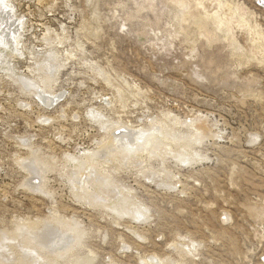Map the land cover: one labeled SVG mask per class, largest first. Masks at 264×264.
<instances>
[{"label":"rangeland","instance_id":"rangeland-1","mask_svg":"<svg viewBox=\"0 0 264 264\" xmlns=\"http://www.w3.org/2000/svg\"><path fill=\"white\" fill-rule=\"evenodd\" d=\"M3 4L0 264H264V0Z\"/></svg>","mask_w":264,"mask_h":264},{"label":"bare ground","instance_id":"bare-ground-1","mask_svg":"<svg viewBox=\"0 0 264 264\" xmlns=\"http://www.w3.org/2000/svg\"><path fill=\"white\" fill-rule=\"evenodd\" d=\"M6 3H7V2H6ZM0 5H2V6L4 5V4H3V0H0ZM4 7L6 8V5H4ZM4 11H6V10H4ZM7 14H8V11H7ZM214 14H215V13H214ZM214 14H213L212 16H214ZM9 15H11V14H9ZM215 15H216V14H215ZM212 16L210 15L209 18H210V17H211V18H214V17H212ZM215 17H217V16H215ZM207 19H208V17H207ZM217 19H218V18H217ZM217 19H214V21L217 20ZM211 20H213V19H211ZM211 22H213V21H211ZM222 22H223V21H222ZM215 23H216V22H215ZM215 23H214V24H215ZM216 24H217V23H216ZM218 24L220 25V21L218 22ZM218 24H217V25H218ZM222 24H223V23H222ZM222 24H221V25H222ZM217 25H216V26H217ZM112 138H114V137H112ZM112 138H111V139H112ZM139 138H141V140H142V144H144V145H146V146H147L150 142H152V139H153V138L151 139V136H150V135H147V137H145V138L138 137V140H139ZM114 140H115V138H114ZM114 140H113V141H114ZM110 141H111V140H110ZM113 141H112V142H113ZM136 141H137V139H136ZM157 141H158V140H157ZM138 142H139V141H138ZM111 144H112V143H110V145H111ZM133 146H134L133 143H126V144H123V143H122L121 149H119V150H122L121 152L125 153V154H126L125 156H127V155L132 151V149H134ZM185 147H186V146H185ZM185 147H184V148H185ZM183 150H184V149H183ZM84 151H85V150H84ZM135 151H136V150H135ZM82 152H83V151H82ZM118 152H119V151H118ZM121 152H120V153H121ZM116 153H117V152H116ZM121 154H122V153H121ZM185 154H186V151H185ZM122 155H123V154H122ZM187 155H188V153H187ZM182 160H186V158H184V159H182ZM121 209H123V208H121ZM121 209H118V211L121 212ZM138 211H139V210H138ZM122 212H123V211H122ZM133 213H134V212H133ZM136 213H138V212H136ZM132 216H135V215L132 214ZM28 224H29V223H28ZM31 225H32V224H31ZM31 225H30V227H35V224H34V226H31ZM161 262H162V261H161ZM83 264H84V263H83Z\"/></svg>","mask_w":264,"mask_h":264}]
</instances>
